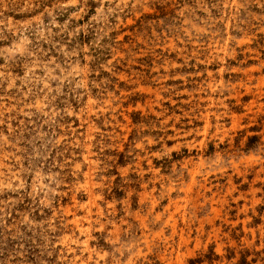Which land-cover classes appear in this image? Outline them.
Masks as SVG:
<instances>
[{
    "label": "rangeland",
    "instance_id": "374dc122",
    "mask_svg": "<svg viewBox=\"0 0 264 264\" xmlns=\"http://www.w3.org/2000/svg\"><path fill=\"white\" fill-rule=\"evenodd\" d=\"M242 260L264 0H0V264Z\"/></svg>",
    "mask_w": 264,
    "mask_h": 264
},
{
    "label": "trees",
    "instance_id": "16d2710c",
    "mask_svg": "<svg viewBox=\"0 0 264 264\" xmlns=\"http://www.w3.org/2000/svg\"><path fill=\"white\" fill-rule=\"evenodd\" d=\"M257 139H258V137H256V136L248 138L247 142L244 145V149L248 150V149L252 148L253 145L257 142ZM239 264H246V262L244 260H242Z\"/></svg>",
    "mask_w": 264,
    "mask_h": 264
}]
</instances>
